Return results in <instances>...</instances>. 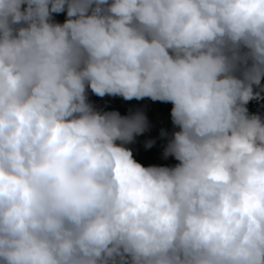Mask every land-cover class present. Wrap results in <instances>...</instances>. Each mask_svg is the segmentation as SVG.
I'll return each instance as SVG.
<instances>
[{"label":"clouds","instance_id":"9594fccd","mask_svg":"<svg viewBox=\"0 0 264 264\" xmlns=\"http://www.w3.org/2000/svg\"><path fill=\"white\" fill-rule=\"evenodd\" d=\"M0 264H264V0H0Z\"/></svg>","mask_w":264,"mask_h":264},{"label":"trees","instance_id":"16d2710c","mask_svg":"<svg viewBox=\"0 0 264 264\" xmlns=\"http://www.w3.org/2000/svg\"><path fill=\"white\" fill-rule=\"evenodd\" d=\"M57 20L63 21L64 14H60L56 17ZM96 99L95 97H93ZM136 103V102H132ZM150 103V110L157 111L158 114V120H157V126L158 130L160 128H167L169 131H171V120H170V104H162V103ZM114 107L119 108L122 112L125 111V107L122 106V101L116 100L113 104ZM257 105L255 102L251 103L249 105L250 111H256ZM136 151L134 152L135 158L138 160V162L142 163L143 165H149V164H162V165H172L175 164L176 161L173 158H170L168 160L161 159V151L162 148L160 147V143L158 142L157 147L145 151L141 146L137 145L135 146Z\"/></svg>","mask_w":264,"mask_h":264},{"label":"rangeland","instance_id":"374dc122","mask_svg":"<svg viewBox=\"0 0 264 264\" xmlns=\"http://www.w3.org/2000/svg\"><path fill=\"white\" fill-rule=\"evenodd\" d=\"M94 99V98H93ZM125 109V108H124ZM126 110V109H125ZM158 112L157 111H154V110H150L149 112V115L150 117L152 118L154 124L156 125V130L152 133L153 136L157 135V132H158V126H157V120H158ZM161 143V142H159ZM171 158V157H170ZM169 158V159H170ZM158 164V163H157ZM147 166V165H146Z\"/></svg>","mask_w":264,"mask_h":264}]
</instances>
